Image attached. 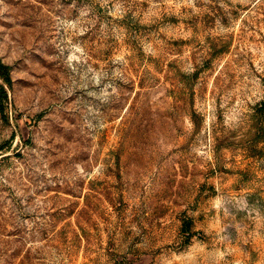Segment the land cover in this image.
Instances as JSON below:
<instances>
[{
  "label": "rangeland",
  "instance_id": "1",
  "mask_svg": "<svg viewBox=\"0 0 264 264\" xmlns=\"http://www.w3.org/2000/svg\"><path fill=\"white\" fill-rule=\"evenodd\" d=\"M0 61V264H264V0H0Z\"/></svg>",
  "mask_w": 264,
  "mask_h": 264
},
{
  "label": "trees",
  "instance_id": "2",
  "mask_svg": "<svg viewBox=\"0 0 264 264\" xmlns=\"http://www.w3.org/2000/svg\"><path fill=\"white\" fill-rule=\"evenodd\" d=\"M11 87H12V79H11L9 67L0 61V120L4 124H9V116L8 113L6 112L7 101H8L6 88L11 89ZM260 108L257 110L258 112H261ZM12 140L13 138L10 139V142ZM9 149H10V143H6V144L4 143L0 145V152H3L4 150L8 151ZM5 153H1L0 155H3ZM9 157H10L9 155H5L2 156L0 160H6Z\"/></svg>",
  "mask_w": 264,
  "mask_h": 264
}]
</instances>
